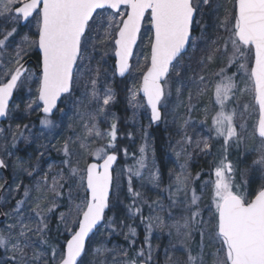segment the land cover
Returning <instances> with one entry per match:
<instances>
[{
	"label": "snow or ice",
	"instance_id": "obj_1",
	"mask_svg": "<svg viewBox=\"0 0 264 264\" xmlns=\"http://www.w3.org/2000/svg\"><path fill=\"white\" fill-rule=\"evenodd\" d=\"M204 5H210V0H0V17L7 18L12 24L10 30L0 28V67L4 66L5 57H8L7 63L12 65L4 69L5 78L0 79V118L9 116L10 101L14 93L34 81L38 84L36 96L29 100L27 108L38 109L43 113L41 123L46 127H55L52 117L55 112L63 111L59 103L73 99L75 86L82 75L79 62L84 59L91 34L101 28L104 30L105 40L102 43L111 40L114 56L117 58L116 68L123 77L132 70L133 49L147 18L153 31L150 57H145L147 64L141 68L143 74L140 87L133 89L129 102L133 107L149 109L152 123L161 122L164 119L163 109L167 107L171 96V88L167 87L170 75H180L179 58L193 43L194 24L199 23L197 16ZM106 10H112V14L105 18L103 13ZM30 21L35 22L36 39L25 34L20 42L14 44V37L18 32L16 25ZM219 26L228 36L219 37L224 43L215 49L223 51L227 57V63L213 73L218 78L213 84L214 102L218 110L212 117L213 127L210 130L215 136L196 142L197 147L206 154H210L212 149L209 139L221 142V158L214 168L215 179L211 181L215 230L209 236L219 246L216 264H264V183L257 190L248 191L249 180L243 178L247 170L241 173L242 179L237 182L238 169L228 159L229 148L239 150L244 140L242 133L246 131V127L241 121L243 112L247 111L249 105L239 104V94L241 91H249L258 110V120L252 135L260 141V146L253 149L259 155L253 160L252 169L259 171L264 178V0H235L229 14ZM9 49L12 51L11 55ZM33 50L40 54L39 75L27 67L26 58L30 57ZM248 52L252 53L251 66L245 62ZM207 59L212 61L213 56L210 55ZM234 65L236 72L229 75L228 69ZM91 71V78L85 85L84 98L73 100L74 104L83 109L77 113L80 118L89 121L83 125L86 137L79 146L82 150H88L89 137L93 140L106 138L107 143L88 151L94 162L88 163L84 168H80L78 163L76 166L72 165V157L77 154L70 150L68 141L57 149L65 159L61 161L63 167L55 173L51 185L47 187V191L53 193V199L47 202L46 207H42L38 198L35 206L28 209L37 220L35 227L25 223V200H17L12 213L3 214L13 217L14 222L0 229V249L8 254L6 259L0 260V264H84L83 257L87 255L86 241L90 234L94 235L98 231V226L108 228L109 235L118 231L115 217H106V210L113 207L111 197L119 186L113 176V165L118 157L115 151H110L116 147L117 123L113 117L107 133H102L98 127L101 119L107 120L111 115L108 106L114 103L115 96L110 86L102 87L100 68ZM240 72L247 76L250 85L243 90L239 89L236 80ZM199 80L203 82L205 76L201 75ZM28 90L31 92V88ZM206 90V86L202 87L201 94ZM176 92L179 95L181 88H177ZM140 93L143 94V104L137 100ZM191 99L189 94V101ZM33 105L36 106L35 109ZM238 108L242 111H238ZM187 123L186 120L185 124ZM0 132H3L2 128ZM184 142L191 144L192 138L185 134ZM12 143L16 144L15 135ZM123 151L128 155L127 149ZM139 151L136 164L127 168V192L132 197L127 210L130 218L139 217L140 222L145 225L144 245L147 247H140L135 257H129L127 250H122L121 255L127 258L124 264H151L153 249L150 237L153 228L163 230L168 227L161 216L145 217L143 214V205H148L150 211L154 207L164 211L165 207L159 200L149 204L142 193L133 187V179H142L147 171L152 185L159 188V170L153 171L154 162L149 166L146 147H141ZM184 151L183 147L176 151L177 158ZM6 167L5 160L0 159V169ZM52 167L53 165H49V171ZM64 168H67V175ZM179 169L174 177L175 191H172L171 185L165 191L174 205L179 193H191L190 215L183 217L182 224L177 222L172 227H175L177 234H182L189 240L193 227L200 229L203 245L204 221L196 189L192 187L200 174L194 176L188 172L186 163L179 164ZM27 174L31 176L32 172ZM48 181L46 172L39 184L47 186ZM65 186L68 188V211L59 214L57 231L62 225L63 230L70 233V238L59 247L48 239L49 221L60 207L57 200L64 197ZM3 188L4 185L0 184V189ZM19 189L20 185H17L16 191ZM74 191L83 193L79 202L73 196ZM24 196H29L27 187L24 189ZM137 201L140 202L139 206ZM168 211L171 215V210ZM126 227L128 233L125 234V239L129 240L131 247L136 243L137 232L131 225ZM183 249L187 264H203L202 252L194 256L187 244L183 245ZM103 251L106 250L102 247L95 249L97 255ZM168 259L171 261L172 258Z\"/></svg>",
	"mask_w": 264,
	"mask_h": 264
},
{
	"label": "rangeland",
	"instance_id": "obj_2",
	"mask_svg": "<svg viewBox=\"0 0 264 264\" xmlns=\"http://www.w3.org/2000/svg\"><path fill=\"white\" fill-rule=\"evenodd\" d=\"M235 0H210V5H204L202 11L198 13V24H194L193 28V43L190 44L188 52L180 59V75L177 77L174 73L170 75V80L167 87L171 88V96L169 97L168 105L164 111V119L159 123L160 129L165 138L162 155L163 161L160 162L155 150V139L150 122V113L146 107L136 108L129 102L132 97L133 89H139L142 77L141 68L147 64L145 57H150V46L152 30L147 18L139 36V42L135 49L132 58V70L124 80L126 86V106L128 109L129 125L131 142L128 155L124 151L117 153L121 156V164H117L113 171V176L118 182V187L115 188L112 195L113 207L108 211L106 217H115L118 231L109 235V229L100 227L98 231L92 236L88 245L87 255L83 257L84 264H124L126 257L121 255L122 250H127L129 253V240L125 239V234L128 233L127 225H131L133 219L130 218V213L127 206L132 203V197L127 192V168L136 164L140 156V148L146 147V152L149 157V166L154 162L155 168L159 170V188L152 185L148 178V172L145 171L142 179H133V187L140 191L143 197L151 204L153 201L159 200L165 207L164 211L158 208H153L150 211L148 205H143V214L145 217L152 215H159L163 218L165 227L163 230L154 227L150 237V243L153 249V259L151 264H187L186 252L183 245L187 244L192 249V254L195 256L203 253V264H216L218 244L214 243L209 236L210 232L215 230L214 203H213V188L211 181L215 179L214 168L221 158V142L216 139H209L212 144L210 154L202 152L197 147L196 142L203 141L205 138L214 137L215 133L210 131L213 127L212 117L218 110L214 102L213 84L218 79L213 75L220 67L227 63V57L223 51H215L220 47L224 41L219 37L226 38L228 33L220 27V22L229 14ZM112 11L106 10L103 15L106 18L111 15ZM21 23L17 24L18 32L14 37L13 43L21 41L22 37L27 34L32 39H36V26L34 21L28 22L21 27ZM11 22L5 18L0 17V28L10 30ZM113 35L115 33L113 32ZM105 40L104 30L101 28L91 34L90 42L87 50L84 53V59L80 61L82 75L76 84L75 93L72 100H64L60 104L62 112H56L52 117L55 127H46L41 123L43 118L38 120L40 111L28 110L27 105L30 99L35 98L38 84L30 82L28 87L21 88L15 93V99L10 106V114L5 124L0 128V158L5 160L7 164L9 186L0 196V229H4L6 224L13 223L14 218L6 217L3 214L12 213L16 206L17 200H25L23 206L26 219L30 227H35L37 220L28 209L34 207L37 199L42 207L47 206V202L53 199V193L47 191V187L51 185V179L57 171L60 170L61 161L65 159L63 154L57 149H60L66 141L69 142L70 150L77 155L72 157V165L80 168L86 165L94 158L88 155V151L95 150L107 143V139L93 140L91 137L87 138L88 150L80 148V142L85 140L86 133L83 125L88 123L87 119H81L77 114L83 111L79 105L74 104L73 100L84 98L85 85L91 78L92 71L97 67L101 70V84L103 86H110L113 90L115 101L108 106L109 115L107 120L101 119L98 127L102 133L109 131V126L113 117L118 122L117 108L119 106L118 80L116 79V70L114 67L115 59L113 52V44L111 40L102 43ZM231 51V49H229ZM9 55L12 54L11 49L8 50ZM37 52L33 50L31 55ZM30 55V56H31ZM213 56L212 61H208V56ZM246 63L251 66L252 53H246ZM29 58V57H28ZM8 57H5V64L0 67V79H4V69L12 65L7 63ZM27 59V58H26ZM36 75H39V65L29 69ZM236 72V66L228 69L229 75ZM205 76V80L201 82L199 77ZM237 84L240 90L249 85L247 76L240 72L236 77ZM207 90L201 94L202 87ZM28 88H31L29 92ZM181 88V92L177 95L176 89ZM189 94H191V101H189ZM137 100L143 104L144 100L137 96ZM87 103V101H85ZM239 104L249 105L247 111L243 112V120L241 123L245 124L246 131L242 134L244 140L242 141L239 150L230 147L228 150V159L231 160L237 167L236 181L240 182L242 179L241 173L247 170L243 178L249 180L248 191H255L264 183L261 173L252 169L253 160L258 158V153L253 149L260 146L258 138L252 135L253 128L258 120V110L254 105L252 93L249 91H241L239 94ZM191 105V111L189 106ZM18 106V107H17ZM33 105V109H35ZM238 111L242 109L238 108ZM188 121L185 124V121ZM24 125L28 127L25 128ZM22 133V135H19ZM190 136L192 143L184 142V136ZM16 136V144L13 145L12 138ZM129 135V136H130ZM180 141L178 144L177 142ZM117 139L115 141L116 145ZM183 147L184 153L179 158L175 155ZM122 150L124 147H121ZM126 149V148H125ZM112 150V149H111ZM43 153V155H41ZM134 154V155H133ZM92 160V161H91ZM187 164L188 172L192 175L200 174V178L194 181L192 187L196 189V195L199 198V207L202 211V218L204 224L202 226L205 235L203 245H201L200 229L193 227L191 239H186L182 234H177L175 227L172 225L177 222L183 223V217L190 215L189 206L191 205V193L185 195L179 193L175 199L177 203L174 205L169 198V194L165 189L171 185L172 191H175L174 177L180 171L179 164ZM49 165H53L49 171ZM31 171L32 175L27 173ZM48 173V185H40L42 176ZM65 175H67V168H64ZM0 184L5 185V178L0 174ZM17 185H20L19 191H16ZM205 185H207L205 187ZM39 186V190H38ZM27 187L29 191L28 198L24 196V189ZM1 191V189H0ZM64 197L57 200L60 207L52 214L49 221V228L52 225L59 224V214L68 211V188L63 189ZM73 196L77 197V201L83 198V193L73 192ZM47 197V199H43ZM140 202L137 201L139 206ZM171 210V215L168 210ZM2 218V219H1ZM123 221V224H121ZM61 236H69L63 230L61 225ZM145 231V225H144ZM183 231V230H182ZM146 236V231L144 232ZM68 237V238H69ZM50 242L53 245L60 246L61 240L55 236ZM65 243V242H64ZM102 247L106 251L96 254L95 249ZM143 247H147L144 245ZM2 258L6 259L7 255L3 249ZM222 255V254H220ZM171 257V261H169Z\"/></svg>",
	"mask_w": 264,
	"mask_h": 264
},
{
	"label": "trees",
	"instance_id": "obj_3",
	"mask_svg": "<svg viewBox=\"0 0 264 264\" xmlns=\"http://www.w3.org/2000/svg\"><path fill=\"white\" fill-rule=\"evenodd\" d=\"M30 57H32L36 63L38 64L39 62V56L37 52H34ZM118 93H119V106L117 108V114H118V122H117V142H116V147L115 149H110V151H115V153H121L125 148L127 149V152L129 151L130 147V142H131V135H130V125H129V116H128V109L126 106V86L124 84V81H118ZM40 118H43L41 115H38V120ZM151 130L154 135L155 139V150L156 154L158 156V159L160 162L163 161V147L165 144V138L163 135V132L160 129L159 125H155L151 127ZM130 135V136H129ZM121 147H124L122 150ZM123 158L119 156V162L118 165L122 163ZM92 161V160H91ZM236 178H238L236 176ZM131 226L136 228L137 236L135 238L136 243L134 246L129 245V257H135L136 251L143 246V242L145 240V234H144V224L140 222L139 217H136L133 219ZM61 228L59 231H57V227L55 225H52L50 228V231L48 233V239L51 240L53 237L57 236L60 240L61 243L59 247H62L64 245V242L66 239H68L69 236H61ZM127 259V258H126ZM0 260H3L2 258V252L0 250Z\"/></svg>",
	"mask_w": 264,
	"mask_h": 264
},
{
	"label": "water",
	"instance_id": "obj_4",
	"mask_svg": "<svg viewBox=\"0 0 264 264\" xmlns=\"http://www.w3.org/2000/svg\"><path fill=\"white\" fill-rule=\"evenodd\" d=\"M110 11H112V10H110ZM27 24V23H26ZM25 23H23V22H21V27H23V26H25L26 25ZM141 30H142V28H141ZM151 30H152V28H151ZM141 33V32H140ZM152 34H153V31H152ZM192 34H193V32H192ZM140 36V35H139ZM138 42H139V38H138V40H137V43H136V45H135V47H134V49H133V56H134V53H135V49H136V47H137V45H138ZM189 47H190V45L186 48V50L182 53V55H181V57L183 56V55H185L187 52H188V50H189ZM150 50H151V46H150ZM37 53H38V56H39V61H40V54H39V52L37 51ZM180 57V58H181ZM133 58V57H132ZM179 58V59H180ZM114 59H115V63H114V67H115V70H116V79L118 80V81H123V80H125L126 78H127V76L129 75V73H126L125 74V76H123V77H121L119 74H118V71H117V68H116V60H117V58L114 56ZM27 60H28V64H27V67L30 69L31 67H33V66H36L37 65V63L35 62V60L33 59V58H31V57H29V58H27ZM132 61V60H131ZM175 63V62H174ZM38 65H39V62H38ZM141 84V83H140ZM140 95V97L144 100V98H143V94L142 93H140L139 94ZM14 98H15V93H14V95H13V98H12V101H10V106L13 104V101H14ZM62 100H63V98H62ZM59 106H60V103H59ZM149 110V109H148ZM41 113V115L43 116V113L42 112H40ZM56 113V112H55ZM149 113H150V110H149ZM55 115V114H54ZM8 118V117H7ZM7 118H0V125L2 124V123H4V122H6L7 121ZM151 122V121H150ZM160 123V122H159ZM159 123H152L151 122V124L152 125H157V124H159ZM117 155V154H116ZM117 157H118V155H117ZM1 159V158H0ZM118 161H119V157H118V159H117V161H116V163L113 165V171H114V168L116 167V165L118 164ZM91 163V162H90ZM0 174H2L3 176H4V178H5V185H4V188L3 189H1V191H0V196H1V193L5 190V189H7L8 188V186H9V177H8V170H7V168H3V169H0ZM108 211L109 210H106V214L108 213ZM2 219V218H1ZM100 228V226H98V229ZM97 231H95V233H96ZM92 236H93V234H90V237H89V239L86 241V247H87V245H88V242L90 241V239L92 238ZM70 238V237H69Z\"/></svg>",
	"mask_w": 264,
	"mask_h": 264
},
{
	"label": "bare ground",
	"instance_id": "obj_5",
	"mask_svg": "<svg viewBox=\"0 0 264 264\" xmlns=\"http://www.w3.org/2000/svg\"><path fill=\"white\" fill-rule=\"evenodd\" d=\"M32 58V57H31ZM36 62V61H35ZM39 115H41V113L39 114ZM42 116V115H41ZM3 124H5V122L4 123H2L1 125H0V127L3 125Z\"/></svg>",
	"mask_w": 264,
	"mask_h": 264
}]
</instances>
